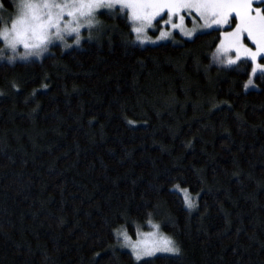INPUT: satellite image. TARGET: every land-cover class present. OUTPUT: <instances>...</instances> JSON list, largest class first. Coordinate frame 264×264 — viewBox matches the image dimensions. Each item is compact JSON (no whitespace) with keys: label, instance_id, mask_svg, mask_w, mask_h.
Segmentation results:
<instances>
[{"label":"trees","instance_id":"trees-1","mask_svg":"<svg viewBox=\"0 0 264 264\" xmlns=\"http://www.w3.org/2000/svg\"><path fill=\"white\" fill-rule=\"evenodd\" d=\"M115 15L80 46L0 59V264H136L113 233L149 213L182 255L148 264H264V76L245 91L250 61L213 64L217 31L141 46Z\"/></svg>","mask_w":264,"mask_h":264},{"label":"snow or ice","instance_id":"snow-or-ice-1","mask_svg":"<svg viewBox=\"0 0 264 264\" xmlns=\"http://www.w3.org/2000/svg\"><path fill=\"white\" fill-rule=\"evenodd\" d=\"M13 6L14 13L5 16L0 2V41L4 45L0 48V59L10 64L17 58L39 59L55 41L64 49L71 48L66 42L68 36H74L73 43L80 46L81 30L85 28L89 30L88 39H93L91 30L101 25L97 13L107 10L112 18H116V13L126 16L134 35L129 43L144 45L165 40L195 43L201 34L217 31L218 36L212 41L213 64L229 69L250 61L245 91L255 86L253 78L257 74L264 76V0H13ZM189 21L192 27H188ZM150 29L159 33L154 39L148 34ZM177 32L183 40L175 38ZM21 47L22 53L18 50ZM174 191L182 194L189 211L197 209L199 194L194 198L190 189L179 183L174 185ZM147 223L152 230L144 232L137 225L135 239L124 226L113 233L118 245L129 249L136 264H148L158 255H182L177 242L160 231L159 223L153 222L151 213Z\"/></svg>","mask_w":264,"mask_h":264},{"label":"rangeland","instance_id":"rangeland-1","mask_svg":"<svg viewBox=\"0 0 264 264\" xmlns=\"http://www.w3.org/2000/svg\"><path fill=\"white\" fill-rule=\"evenodd\" d=\"M101 13H106V15H111V14H109L108 13V11L107 10H100L98 13H97V18H98V20H100L101 21V25L98 27V28H95V29H92L91 30V34H92V36L94 35V33H97V32H99L100 30H102V28H103V24H104V20L101 18V16H100V14ZM188 27H192V25H191V22L189 21L188 22ZM157 28H158V26H157ZM81 32H82V40H81V42L83 41V40H85V39H88V36H89V30L88 29H82L81 30ZM148 34L150 35V36H152L153 37V39L155 38V36L156 35H158L159 33H158V31H153V30H149L148 31ZM174 36H175V38L178 40V38H182L180 35H179V33L177 32V33H174ZM182 39H184V38H182ZM73 40H74V36H68V37H66V42L68 43V44H70V45H72V46H76L74 43H73ZM172 42V40H165V41H161V42H158V43H156V44H150V43H147V44H144V45H149V46H154V45H157V44H159V43H162V42ZM53 45H59V46H61L62 47V45L60 44V42L59 41H55L53 44H51V45H49V51H50V47L51 46H53ZM144 45H141V46H144ZM63 48V47H62ZM64 49V48H63ZM19 50V52H23L24 51V49L21 47V48H19L18 49ZM48 51V52H49ZM48 52H46V53H44L40 58H42V57H44L45 55H47V53ZM6 55H13L11 52H6ZM39 58V59H40ZM33 59H38V58H36V57H29L27 60H21V59H19V58H17V59H15L14 61H17V62H26V61H30V60H33ZM258 75V74H257ZM255 78V77H254ZM253 78V79H254ZM254 87L256 88L257 87V85L254 83ZM179 194H181L180 192H178ZM182 195V194H181ZM182 198H183V196H182ZM153 222L154 223H156L154 220H153ZM140 230L141 231H144V232H147V231H151L152 229L150 228V226L148 225V223L146 222L144 225H140ZM160 231H161V229H160ZM162 232V231H161ZM164 234V233H163ZM166 235V234H165ZM133 239H135L136 238V229H135V237H132ZM115 240H116V247L118 248V249H120V250H124V251H127V252H129L130 253V251H129V249H127V248H123V247H120L119 245H118V243H117V239H116V237H115ZM131 254V253H130Z\"/></svg>","mask_w":264,"mask_h":264}]
</instances>
